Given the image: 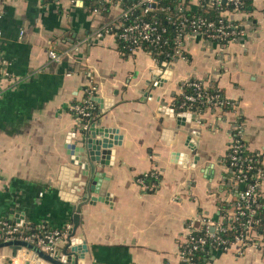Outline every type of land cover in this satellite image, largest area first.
<instances>
[{
	"label": "crops",
	"instance_id": "obj_1",
	"mask_svg": "<svg viewBox=\"0 0 264 264\" xmlns=\"http://www.w3.org/2000/svg\"><path fill=\"white\" fill-rule=\"evenodd\" d=\"M121 13L119 4L105 15L82 1L0 0V52L12 73L1 83L0 219L42 232L65 228L55 249L67 246L74 206L91 174L66 148L82 140L71 107L93 88L103 101L95 102L97 126L116 130L118 143L109 148L110 164L96 163L93 196H110L83 206L74 238L87 250L79 264H182L189 222L221 215L231 178L224 158L235 124L243 126V142L264 170V0L230 14L242 22L243 38L222 46L190 37L187 56L165 68L144 50L126 55L112 35L92 39ZM52 49L61 62L50 59ZM192 79L217 84L230 109L194 113L195 119L178 117L188 111L170 114L167 108H175ZM153 173V189L138 183ZM259 243L234 244L213 257L217 264H264V236ZM11 252L0 249V264ZM31 255L21 250L17 264H35Z\"/></svg>",
	"mask_w": 264,
	"mask_h": 264
},
{
	"label": "built area",
	"instance_id": "obj_2",
	"mask_svg": "<svg viewBox=\"0 0 264 264\" xmlns=\"http://www.w3.org/2000/svg\"><path fill=\"white\" fill-rule=\"evenodd\" d=\"M57 1V0H52ZM73 2H78L84 0H72ZM105 2H110L113 4H119L115 0H104ZM225 1L228 3H233L235 5L240 4V0H211V4L220 3ZM159 0H137L133 5V8H141L143 13H149L158 9ZM178 8L180 10L188 9L186 1L183 0L179 3ZM94 12H100L98 9H92ZM243 10L225 11L223 16L225 17L219 22V25L213 23H206L204 20H194L189 19L185 15L179 16L178 20H169L178 27V33L174 39L175 43V53L172 61L178 57H186L183 54L185 47V42L190 37L206 36L211 41L210 38H215L220 41H225L227 43L221 44L222 46L227 45L231 41H237L244 37L245 29L240 21L234 20L230 17V14L234 13H244ZM129 16V10L124 11L118 19L103 25L93 36L94 38H102L108 35H112L115 38H120L130 45L127 49L131 54L138 50H142L143 42H150L154 45L160 44L162 40V32L165 29H160L158 25L150 21H137L131 22L123 27L121 31H117L120 24H116L119 19H126ZM203 27L207 29L203 30ZM118 28V29H117ZM190 29V30H189ZM209 29V30H208ZM23 33V32H22ZM230 38V39H228ZM91 39V40H92ZM185 51V50H184ZM49 57L53 62H61L62 56L55 50L49 51ZM0 97L3 95V88L1 83L7 79L12 78V73L7 69V60L4 58L3 53L0 52ZM190 80L186 81L184 85L190 84ZM199 90L197 96H187V99L191 102L199 101L201 104L208 103L210 106L209 110L217 111L221 107V102L219 101V95H212L202 100L204 96L200 90L201 85L206 86L202 81L199 84H194ZM95 91L93 88H89L87 91L86 98L82 100L81 103L74 104L71 107L72 112L79 121L80 127L84 129L87 128L88 122L94 119L92 114V109L96 106V101H94ZM192 112V111H188ZM194 113V112H192ZM202 114V113H195ZM234 133L231 144L229 145L228 152L226 154V168L231 174V178L226 183V198L220 207L221 215L217 219L212 218H200L193 219L189 222L187 226V237L185 242L181 245L180 257L182 263L196 264L192 261L191 254L195 250L201 249L207 244L208 239L212 240L215 246V252L227 250L230 246L234 244H240L244 248L250 245H259V240L264 236L260 234L256 227L261 224V220L257 218V213L259 208L264 204L259 201L260 196V184L261 178L263 177L264 170L262 166L258 167L256 164L261 161V157L257 154L253 156H246L245 150H247L245 143L242 139L243 126L241 124L234 125ZM228 159V160H227ZM250 170H256L252 175ZM149 176L158 178L157 174L153 173ZM138 183L145 188L153 189L155 184H148L145 182L144 178H140ZM155 183V182H154ZM240 226L242 228L241 232L236 235L235 239L231 242L225 240L221 233L227 231V229H234ZM205 231L204 236H198L197 233ZM62 233L58 230L49 232H34L32 226L26 224H20L19 222H14L9 219H0V242L8 241L12 239H21L29 242L38 244L42 248L48 251H54L56 248V243ZM186 245V249L183 246ZM214 250V248H213ZM9 264H17L16 258H9ZM207 264H217L214 257Z\"/></svg>",
	"mask_w": 264,
	"mask_h": 264
},
{
	"label": "trees",
	"instance_id": "obj_3",
	"mask_svg": "<svg viewBox=\"0 0 264 264\" xmlns=\"http://www.w3.org/2000/svg\"><path fill=\"white\" fill-rule=\"evenodd\" d=\"M51 2L52 0H45ZM119 3L124 11L129 10V16L126 19H119L116 24H120L117 28L118 32L123 29V27L131 22L137 21H150L156 23L160 27V29H165L162 32V40L160 44L154 45L150 42H143L142 50L149 52L164 68L172 61L175 51V43L174 39L178 33V27L173 24L171 20H178L179 16L185 15L189 19L194 20H204L206 23H213L216 26L219 25V22L224 19L223 12L225 11H234V10H243L249 12L252 8L253 0H240V4L235 5L233 3H228L225 1H221L220 3L211 4V0H200L199 5L195 6L191 4L190 0H185L186 5H188V9L180 10L178 5L183 0H159L158 9L144 14L141 8H133V5L137 2V0H115ZM85 4L90 9H98L103 14H109L110 8L113 3L105 2L104 0H84ZM207 29L203 27V30ZM190 30V29H189ZM209 30V29H208ZM210 32V31H209ZM209 32H206L205 39ZM230 39V38H228ZM119 49L124 52L126 55L131 54L127 47L130 45L129 42H126L120 38H116ZM213 42L218 44L227 43L225 41H220L215 38H210ZM184 56H187L186 52L183 50ZM1 68V64H0ZM190 84H186L183 86V91L180 95L175 97L174 107L177 111H192L194 113H204L209 110V104H201L199 101L191 102L187 99V96H197V92L199 91L194 84H199L200 80L192 79L189 81ZM200 92L204 95L202 100H205L207 97L212 95H219V101L221 102L220 111H227L230 109L229 104L230 100L225 98L223 90L215 84L214 86H202ZM82 102V101H81ZM77 102V103H81ZM75 103V104H77ZM98 113L97 106L92 109V114L95 115ZM246 156H253V153H250L248 150H245L244 153ZM226 160V157H225ZM228 160V159H227ZM256 166H262V159L260 162L256 164ZM256 170H250V174L255 173ZM141 177V176H140ZM145 182L148 184L155 182V178L151 176H142ZM259 201L264 204V200L261 196H259ZM257 218L261 220V224L256 227L260 234H264V207L259 208L257 213ZM34 232L41 233L44 231V228H40L39 226H32ZM242 228L240 226L234 229H227V231L221 233V236L231 242L235 239L236 235L241 232ZM65 231V228L61 229L60 232ZM198 236H204L205 231H201L197 233ZM215 246L216 244L212 243V240L208 239L207 244L201 249L195 250L191 254L192 261L196 264H207L212 257L215 255ZM186 249V245L183 246ZM214 248V250H213ZM225 251V250H222ZM187 264V263H182Z\"/></svg>",
	"mask_w": 264,
	"mask_h": 264
},
{
	"label": "water",
	"instance_id": "obj_4",
	"mask_svg": "<svg viewBox=\"0 0 264 264\" xmlns=\"http://www.w3.org/2000/svg\"><path fill=\"white\" fill-rule=\"evenodd\" d=\"M94 101H98L101 104L103 101L101 98L94 97ZM170 114H175V108H167ZM178 117L184 118L189 116V118H196V115L192 112L177 113ZM79 132L82 134V140L80 144L68 142L66 148L68 154L73 157V162L80 164L83 168L90 169V180L83 187V196L80 201L74 206L73 215V226L68 229L67 233V246L62 250L55 249L54 251H48L38 244L33 242L12 239L8 241L0 242L1 248H9L12 258H17L21 250H27L28 254L32 253L31 259L35 260V264H41L39 260H44L48 264H79V260L85 257V252L87 247L84 245L85 242L81 238H74L76 231L80 226L82 220L83 206L87 203H93L94 201H109V196H93V193L98 190V186H94L92 181L98 180L95 177L97 165L100 163L102 165L110 164V155L112 150L109 148L113 144L118 143V137L114 136L116 130H108L106 128H101L97 126V119H92L88 122L86 129L80 127ZM75 135V134H74ZM82 153L84 156H80ZM83 161L86 162L83 163ZM6 264H9L6 263ZM25 264H32L30 260L26 261Z\"/></svg>",
	"mask_w": 264,
	"mask_h": 264
}]
</instances>
